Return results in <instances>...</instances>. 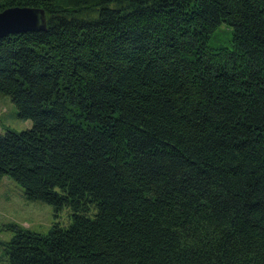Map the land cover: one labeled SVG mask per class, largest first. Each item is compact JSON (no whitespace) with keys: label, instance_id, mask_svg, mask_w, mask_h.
Listing matches in <instances>:
<instances>
[{"label":"trees","instance_id":"16d2710c","mask_svg":"<svg viewBox=\"0 0 264 264\" xmlns=\"http://www.w3.org/2000/svg\"><path fill=\"white\" fill-rule=\"evenodd\" d=\"M0 178L51 206L0 264H264V0H0ZM229 28L228 46H210Z\"/></svg>","mask_w":264,"mask_h":264},{"label":"rangeland","instance_id":"374dc122","mask_svg":"<svg viewBox=\"0 0 264 264\" xmlns=\"http://www.w3.org/2000/svg\"><path fill=\"white\" fill-rule=\"evenodd\" d=\"M230 39L229 28L223 25L213 35L210 46H228ZM31 125L30 120L17 117V110L9 97H0V133H4L5 128L19 133L30 129ZM55 222L67 226L68 209H63L58 217L54 218L51 206L42 201L26 199L18 183L8 176L0 178V241H8L13 236V231L7 228L10 225L45 234Z\"/></svg>","mask_w":264,"mask_h":264},{"label":"water","instance_id":"95a60500","mask_svg":"<svg viewBox=\"0 0 264 264\" xmlns=\"http://www.w3.org/2000/svg\"><path fill=\"white\" fill-rule=\"evenodd\" d=\"M45 30L46 16L42 9L12 7L0 12V38Z\"/></svg>","mask_w":264,"mask_h":264}]
</instances>
